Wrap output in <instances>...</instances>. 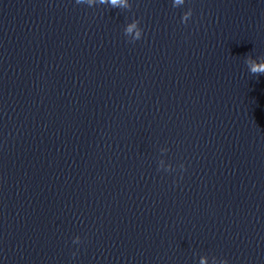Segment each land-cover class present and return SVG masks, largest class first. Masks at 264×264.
<instances>
[{
  "label": "clouds",
  "instance_id": "clouds-1",
  "mask_svg": "<svg viewBox=\"0 0 264 264\" xmlns=\"http://www.w3.org/2000/svg\"><path fill=\"white\" fill-rule=\"evenodd\" d=\"M84 0H76L77 4L83 3ZM89 2H91V0H89ZM99 2L101 4H110L113 8H116L118 6H121L122 0H99ZM176 4H180L183 3V0H175ZM124 7H127L128 10L131 9V5H127L126 3L123 5ZM192 15V11L189 10L188 13H185L182 17L181 22L185 23L187 20V17ZM140 21L137 19H133L132 22L130 24H128L125 27V35H129L133 32V30L135 29V37L133 41L130 42H135L136 40L141 39L142 37V33H143V29H141L139 27ZM248 65H249V71L252 74L255 75H259L261 73H264V63H256L252 60V58L250 56L246 57V61H245ZM227 264V261H226Z\"/></svg>",
  "mask_w": 264,
  "mask_h": 264
}]
</instances>
